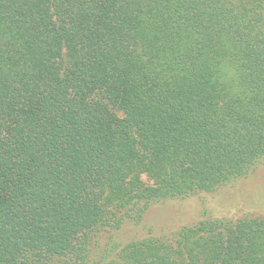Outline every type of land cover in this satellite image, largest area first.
Instances as JSON below:
<instances>
[{"label": "trees", "instance_id": "trees-1", "mask_svg": "<svg viewBox=\"0 0 264 264\" xmlns=\"http://www.w3.org/2000/svg\"><path fill=\"white\" fill-rule=\"evenodd\" d=\"M260 162L264 0H0V264H264L251 215L114 240Z\"/></svg>", "mask_w": 264, "mask_h": 264}, {"label": "rangeland", "instance_id": "rangeland-1", "mask_svg": "<svg viewBox=\"0 0 264 264\" xmlns=\"http://www.w3.org/2000/svg\"><path fill=\"white\" fill-rule=\"evenodd\" d=\"M264 218V162L249 174L212 193L152 203L139 222H126L114 240L126 244L149 236L165 237L208 219Z\"/></svg>", "mask_w": 264, "mask_h": 264}]
</instances>
